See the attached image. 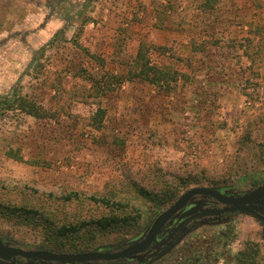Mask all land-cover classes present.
I'll list each match as a JSON object with an SVG mask.
<instances>
[{
	"label": "rangeland",
	"instance_id": "rangeland-1",
	"mask_svg": "<svg viewBox=\"0 0 264 264\" xmlns=\"http://www.w3.org/2000/svg\"><path fill=\"white\" fill-rule=\"evenodd\" d=\"M203 2L0 0V97L27 96L49 115L0 108V201L48 211L57 225L128 217L96 238L107 246L142 237L170 206L148 214L135 187L196 179L181 195L264 182V0ZM139 51L177 80L155 86L134 77ZM72 191L80 200L63 201ZM111 194L127 206L88 200ZM242 215L233 219L238 239L264 252V233ZM0 237L52 245L40 228L1 212Z\"/></svg>",
	"mask_w": 264,
	"mask_h": 264
},
{
	"label": "flooded vegetation",
	"instance_id": "flooded-vegetation-1",
	"mask_svg": "<svg viewBox=\"0 0 264 264\" xmlns=\"http://www.w3.org/2000/svg\"><path fill=\"white\" fill-rule=\"evenodd\" d=\"M262 185L264 182H258L248 191L232 193H227L221 188L210 189L217 191L227 200H237ZM241 214L242 217L253 219L256 228L260 233H264V196L254 198L249 203L223 204L211 197L197 195L191 197L182 209L158 229L154 240L144 250L127 257L74 262L27 258L13 252H45L54 255L93 252L115 254L143 241L150 226L143 232L142 237L132 239L126 244L99 245L96 249L86 252H66L64 248L56 249L52 245L22 246L0 237V252L5 254L7 250L5 256L9 257L7 260L0 257V264H264L262 244L252 239H238L239 233L235 229L233 219Z\"/></svg>",
	"mask_w": 264,
	"mask_h": 264
},
{
	"label": "trees",
	"instance_id": "trees-1",
	"mask_svg": "<svg viewBox=\"0 0 264 264\" xmlns=\"http://www.w3.org/2000/svg\"><path fill=\"white\" fill-rule=\"evenodd\" d=\"M210 2L211 0H204L203 6L207 7ZM134 65L136 72L132 73V75L155 86H169L171 82L176 81L178 78L177 71L169 69L166 66L157 67L150 64L141 51L136 55ZM92 88L98 95L103 93V87L97 80L92 84ZM0 108L19 110L35 119L49 118L47 111L24 95L0 97ZM102 118L103 110L98 109L93 117V121L101 123ZM157 184V191L148 190L145 187H135L134 189L140 201L149 203L148 214H153L154 210L171 205L179 197L183 189L189 184H196V179L179 177L175 178L173 182H169L166 179L160 178L157 180ZM61 198L66 202L80 200L79 194L75 191L63 194ZM88 200L99 206L119 211L127 206V203L123 202L121 198L112 194L102 196L90 195ZM135 211V218L131 219L133 221L141 217L140 211L136 208ZM0 212L8 217L17 216L24 223L40 228L46 233L52 246L56 249L64 248L66 252H86L96 249L98 245H96L95 240L99 235L130 221L128 217H121L119 213H114L89 219L77 218L76 221H68L57 225L48 211H39L22 205H5L2 201H0Z\"/></svg>",
	"mask_w": 264,
	"mask_h": 264
},
{
	"label": "water",
	"instance_id": "water-1",
	"mask_svg": "<svg viewBox=\"0 0 264 264\" xmlns=\"http://www.w3.org/2000/svg\"><path fill=\"white\" fill-rule=\"evenodd\" d=\"M202 195V196H208L213 199H216L220 201L223 204H232V203H242V202H251L254 198H259L264 196V185L259 186L255 189H253L249 194L246 196L237 199V200H227L224 196H222L220 193H218L215 190H212L207 187H192L190 189H187L184 193H182L176 201L169 207H167L165 210L160 212L152 221L150 225V229L145 237V239L141 242H137L135 244H132L128 248L124 249L123 251H120L115 254H104V253H83V254H71V255H54L49 254L45 252H30V253H22L20 251H14L13 254H19L23 257L31 258V257H37L44 260H54V261H74V262H84V261H96V260H115L122 257H127L129 255L138 253L142 250H144L153 240L155 237L156 232L158 229L178 210L182 209L189 199L193 196ZM13 251V250H11ZM8 251L5 250V254H7ZM5 254H2L0 252V257L2 259H8L9 257L5 256Z\"/></svg>",
	"mask_w": 264,
	"mask_h": 264
}]
</instances>
